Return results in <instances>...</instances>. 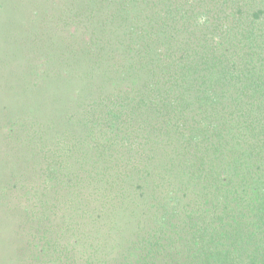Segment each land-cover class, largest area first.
<instances>
[{"label": "trees", "instance_id": "obj_1", "mask_svg": "<svg viewBox=\"0 0 264 264\" xmlns=\"http://www.w3.org/2000/svg\"><path fill=\"white\" fill-rule=\"evenodd\" d=\"M53 3L74 90L2 190L30 263L264 264V0Z\"/></svg>", "mask_w": 264, "mask_h": 264}, {"label": "rangeland", "instance_id": "obj_2", "mask_svg": "<svg viewBox=\"0 0 264 264\" xmlns=\"http://www.w3.org/2000/svg\"><path fill=\"white\" fill-rule=\"evenodd\" d=\"M53 2L55 0H0V264H31L27 257L30 249L26 246L30 224L25 226L23 212L13 195L2 191L12 181V167H16L19 174L28 160L23 154L12 152L15 149L10 142H16L9 137L8 127L14 129L11 136H24L15 130L26 129L23 117L29 114L30 117L26 116L28 130H35L36 122L45 120L51 112L50 100H56L58 92L64 99L74 90L67 74L62 73L63 65L60 67L56 60L59 52H54L58 38L66 33L58 31L55 25L51 6H59V3ZM64 43L60 46L64 47ZM43 45L54 48L49 53L52 59H41ZM58 71L63 78L55 76L54 72ZM14 121L16 124L12 127L10 124Z\"/></svg>", "mask_w": 264, "mask_h": 264}]
</instances>
